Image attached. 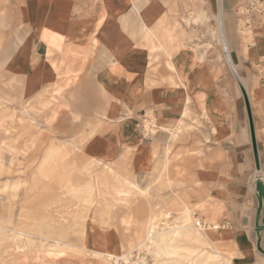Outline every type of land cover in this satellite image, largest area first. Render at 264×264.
Here are the masks:
<instances>
[{
	"label": "crops",
	"instance_id": "crops-1",
	"mask_svg": "<svg viewBox=\"0 0 264 264\" xmlns=\"http://www.w3.org/2000/svg\"><path fill=\"white\" fill-rule=\"evenodd\" d=\"M206 1L207 14L221 16L227 71L197 43L206 18L198 0H0V94L9 97L0 99V142H16L19 160L49 158L31 150L46 136L52 147L71 143L54 157L68 165L120 161L137 177L115 188L110 217L95 215L85 232L107 252L141 244L150 217L173 224L188 209L211 229L212 254L264 264V19L250 42L237 31L239 0ZM147 111L159 129L145 137ZM93 190L104 207L113 202V190ZM58 219L48 232L76 238ZM42 221L23 224L38 232Z\"/></svg>",
	"mask_w": 264,
	"mask_h": 264
},
{
	"label": "rangeland",
	"instance_id": "rangeland-1",
	"mask_svg": "<svg viewBox=\"0 0 264 264\" xmlns=\"http://www.w3.org/2000/svg\"><path fill=\"white\" fill-rule=\"evenodd\" d=\"M198 1L205 10L206 20L204 19V24L195 26L197 43L200 44V50L204 51L208 60L219 61L221 72L227 71L226 47L219 21L221 16L217 15L218 12L207 14V9L209 10L207 1ZM2 58L3 47L0 46V60ZM3 83L4 77L1 72V92H3ZM4 97L9 98L0 94V99L3 100ZM0 102L2 101L0 100ZM146 113L148 121L143 125H147V128H143L140 119L141 129L145 137L154 134L159 129V125L157 129H153L152 125L156 124V120L150 112L147 111ZM0 119H2L1 116ZM150 122L154 123L151 124ZM31 123H36V120L33 119ZM38 130L40 133L45 131L46 134H51L47 128L38 127ZM79 132L80 130L77 131V134ZM47 139L50 138L45 136L41 141L35 142L31 150H50L49 158L38 157L25 160H19L21 149L17 147L16 142L5 140L0 142V264H88L95 256L94 251H107L103 250L101 244L95 242L94 239L84 238L85 232L95 215L109 218L110 213L115 208L114 206L109 208L107 204L104 207L101 200H95L93 190L95 184L113 190L110 193L114 194V198L116 196L115 188L120 187V185L125 187H131L133 183L136 185L137 177L130 171H126L123 166L119 168L117 163L120 164V161H114L110 166V164L101 165L94 159H90L79 166L77 161L80 159H76L68 165L63 158L54 157L68 156V151H74L71 149V143L52 147L53 143ZM27 148L28 145L25 143L22 151ZM5 153H8V158H5ZM101 166L102 169L98 170ZM37 169L39 175L32 177L29 186V183L26 182L32 174L36 173ZM58 169L61 175L56 174ZM109 169L116 172V176L120 180L125 179L127 183L117 181ZM152 176L146 174V177L151 178ZM42 178L44 181L39 186ZM155 182H163V169ZM39 187L40 189H37ZM59 187L63 189L58 190ZM129 193L131 192L123 191L122 194ZM142 193L147 194L148 192H140V194ZM118 194L120 195L119 192ZM123 195L120 197L121 200H124ZM22 210L29 212L27 216L20 215ZM59 217L60 219H58ZM37 218L43 220L38 223L40 226L38 232L34 231L35 222L23 224ZM153 218L156 221L158 231L161 232L160 228L168 227L169 223L164 222L163 225L162 217L155 216ZM55 219L63 220L66 227H71L69 232L74 234L76 238H70L66 233H63V228L59 229V233H49L50 222ZM175 224L177 222L170 225L174 226ZM119 245L121 244L113 241L112 246ZM195 247L197 248L195 249ZM158 249V254L135 251L132 261L120 262V264H162L165 260L186 264L195 258L199 261L204 260L206 258L204 250L208 248L200 247L199 244L190 239L175 243L171 250ZM118 255L120 254L117 253Z\"/></svg>",
	"mask_w": 264,
	"mask_h": 264
},
{
	"label": "bare ground",
	"instance_id": "bare-ground-1",
	"mask_svg": "<svg viewBox=\"0 0 264 264\" xmlns=\"http://www.w3.org/2000/svg\"><path fill=\"white\" fill-rule=\"evenodd\" d=\"M176 136H177L176 133H172V138H176ZM166 150L169 154L171 149H170V147H168V148H166ZM109 171L114 176V178L117 179V181H119V182L124 181L123 182L124 184L127 183V181L125 179L120 180L116 176V173L114 171H112L110 169H109ZM115 193H116L115 194L116 196L119 195L118 192L115 191ZM142 195H143V193H142ZM86 199H88V198H86ZM86 203H87V201H86ZM115 205H116V199L114 198L113 202H111L110 204L109 203L107 204V207L112 208ZM198 221H200V220L193 217L192 212H190L188 209H184L181 212L180 217H178L177 224H175L174 226H171L170 224H168V227L160 228L159 229V230H161V232H160V231H158V227H157L155 219L153 217H150L148 223L146 224V229H147L146 235L147 236L141 244L135 246L132 244L133 242L131 241L128 244V246L121 245L120 246L121 247L120 255H118V256H117V253L112 252V250L111 251L109 250V252L94 251L93 253H95V256L90 262H88V264H120V262H127L128 263L129 261H132L133 254L135 253V251H138V253H142V252L153 253V252H155L156 254H158V251H159L158 248H160L161 250H163V249L164 250H171L172 248H174L175 243H177L179 241H188L190 239L192 242L194 241L197 244H199L200 247L212 248L213 246L209 242V240L207 239V236H206L211 229H209L207 231V229ZM163 225H164V223H163ZM213 228H216V227H213ZM196 248L197 247H195V249ZM205 250H204V255H206V258L204 260L199 261L198 259L195 258L191 261H188V263H186V264H229L230 261L228 259H223L221 257V255L218 256L216 254H212L211 252L207 251L208 249H205ZM37 260H38V258H37ZM85 264H87V263H85ZM162 264H181V263L173 261V260H165L164 262H162Z\"/></svg>",
	"mask_w": 264,
	"mask_h": 264
},
{
	"label": "built area",
	"instance_id": "built-area-1",
	"mask_svg": "<svg viewBox=\"0 0 264 264\" xmlns=\"http://www.w3.org/2000/svg\"><path fill=\"white\" fill-rule=\"evenodd\" d=\"M234 14L239 35L242 38H249L251 42L255 22L264 19V0H239ZM140 118L143 125L148 121L147 113L143 112ZM143 128H145L144 125Z\"/></svg>",
	"mask_w": 264,
	"mask_h": 264
}]
</instances>
